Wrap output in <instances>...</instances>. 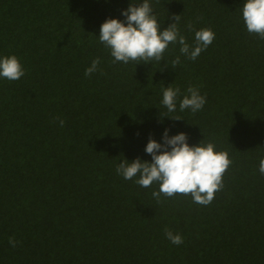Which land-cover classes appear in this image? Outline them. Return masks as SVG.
I'll list each match as a JSON object with an SVG mask.
<instances>
[{"label":"trees","instance_id":"obj_1","mask_svg":"<svg viewBox=\"0 0 264 264\" xmlns=\"http://www.w3.org/2000/svg\"><path fill=\"white\" fill-rule=\"evenodd\" d=\"M244 2L150 0L161 31L180 15L190 46L201 28L215 39L195 61L170 44L160 63L136 65L113 63L98 37L131 0H0V57L16 55L25 69L0 78V264H264V39L247 31ZM170 84L182 95L199 87L203 109L181 112V95L169 113ZM165 128L228 153L209 205L190 195L157 203V184L117 175L123 159L151 162L149 135L163 143Z\"/></svg>","mask_w":264,"mask_h":264},{"label":"clouds","instance_id":"obj_2","mask_svg":"<svg viewBox=\"0 0 264 264\" xmlns=\"http://www.w3.org/2000/svg\"><path fill=\"white\" fill-rule=\"evenodd\" d=\"M121 15L124 17L123 21L117 18L106 19L100 26L98 36L99 42L109 49L113 63H160L164 60V53L170 44H179V52L187 59L195 61L215 39L211 28H201L195 30L194 44L190 46L178 27L180 15L171 16L170 19L174 22L161 31V24L150 0L137 3L131 0L129 6L121 11ZM242 18L250 34L264 39V0H245ZM187 27L189 31L193 30L191 23ZM180 62V56H177L171 62L172 68ZM100 63L99 57L93 59L85 70V76H91L98 71ZM24 75L25 69L16 55L0 57V78L16 81ZM162 91V105L169 113L175 112L178 98L182 95L180 88H173L170 84ZM186 93L179 99V110L183 112L190 109L193 114L202 110L206 96L201 95L199 87L189 85ZM169 118L174 121L182 119L179 116ZM55 119L60 127L64 126L63 119ZM169 131L170 129L165 128L162 134L163 143L157 142L149 135L144 151L151 156V162L140 157L132 162L123 159V162L116 166L117 175L125 180H134L142 188L157 184L158 190L152 192V197L157 203H163L162 196L172 198L190 195L193 203L209 205L215 194L224 186V174L232 164L228 153L216 151L213 142L202 140L199 144L189 145L186 133L180 132L170 136ZM259 172L264 175V158L259 161ZM165 236L173 245L184 243L180 234L168 228H165ZM17 243L14 237L9 238L12 247H16Z\"/></svg>","mask_w":264,"mask_h":264}]
</instances>
